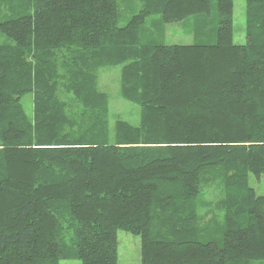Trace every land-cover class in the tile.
<instances>
[{
    "label": "trees",
    "instance_id": "16d2710c",
    "mask_svg": "<svg viewBox=\"0 0 264 264\" xmlns=\"http://www.w3.org/2000/svg\"><path fill=\"white\" fill-rule=\"evenodd\" d=\"M140 1L119 26L117 0H0V264H117L119 230L140 264L264 263L249 184L264 175V0H245L244 44L234 0H216L215 42L187 45L143 26L203 22L211 0ZM108 66L137 125L110 126ZM204 185L220 192L215 226L199 224Z\"/></svg>",
    "mask_w": 264,
    "mask_h": 264
},
{
    "label": "rangeland",
    "instance_id": "374dc122",
    "mask_svg": "<svg viewBox=\"0 0 264 264\" xmlns=\"http://www.w3.org/2000/svg\"><path fill=\"white\" fill-rule=\"evenodd\" d=\"M212 16L203 22L190 19L186 22H171L163 24L159 15L148 18L142 29V38L146 42L165 45L213 43L216 37L215 7L216 0H211ZM141 8L140 0H117L118 25L123 26L129 18ZM245 0H234L233 4V41L244 44L245 37ZM201 24H204L201 26ZM198 26V27H197ZM8 39L0 34V43ZM120 70L121 66H108L99 68L98 88L108 95L109 123L112 127L114 121L122 119L131 124L139 123L140 108L137 104L125 100L120 94ZM24 109L30 115L32 113L31 95L27 94L21 99ZM249 184L255 189L257 195L264 194V175L259 177L251 175ZM220 192L215 186H203L202 195L198 203L200 226H215L223 221V214L217 207ZM117 264H140V239L131 233L117 231ZM59 264H80L77 259L60 260ZM255 264H264L260 261Z\"/></svg>",
    "mask_w": 264,
    "mask_h": 264
}]
</instances>
